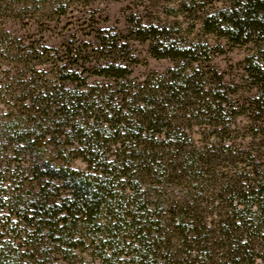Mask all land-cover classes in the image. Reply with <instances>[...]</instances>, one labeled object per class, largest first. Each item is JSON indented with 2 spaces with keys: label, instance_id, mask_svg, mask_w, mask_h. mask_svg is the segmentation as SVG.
<instances>
[{
  "label": "rangeland",
  "instance_id": "374dc122",
  "mask_svg": "<svg viewBox=\"0 0 264 264\" xmlns=\"http://www.w3.org/2000/svg\"><path fill=\"white\" fill-rule=\"evenodd\" d=\"M232 8L228 0H0V61L6 73L0 111L14 113L22 123L35 116L38 124H54L18 150V156L0 157V237L23 264H111L102 257L105 234L97 227L107 224L106 217L99 218L98 225L86 224L56 207L70 197L69 171H92L77 145L63 134L65 120L54 109L55 102L61 94L75 92L89 96V105L96 106L103 102L105 88L118 89L89 66L74 82H63L55 65L61 66L79 48H101L103 38L122 44L116 59L132 73L128 87L146 81L150 88L163 90L167 123L178 133L173 141L156 136L167 147L159 154L169 167L168 176L158 186L166 206L208 213L227 206L229 196L222 186L249 176L251 167L246 165L257 162L251 160L262 154L264 137V121L255 125L249 119L258 105L254 99L261 95L250 70L251 64L264 68V32L251 29L244 38L238 37L243 30L227 29L223 14ZM139 25L151 34L146 42L138 37ZM174 87L188 89L195 97L184 100V94L168 93ZM114 98L111 104L117 110L138 107L136 99ZM84 116L87 113L79 120ZM179 148L184 158L175 160ZM192 165L198 166L195 172L185 169ZM62 228L65 231L58 234ZM20 230L29 237L18 239ZM174 246L178 260L162 258L159 264H208L194 252L188 257L197 248L191 239L186 243L176 238ZM119 260L140 264L127 255L114 263Z\"/></svg>",
  "mask_w": 264,
  "mask_h": 264
},
{
  "label": "trees",
  "instance_id": "16d2710c",
  "mask_svg": "<svg viewBox=\"0 0 264 264\" xmlns=\"http://www.w3.org/2000/svg\"><path fill=\"white\" fill-rule=\"evenodd\" d=\"M228 1L233 4V12L223 14L227 18L224 22L227 29L243 30L244 34L238 37L244 38L251 29L264 32V0ZM139 29V39L146 42L151 34L145 32L144 26ZM99 43L102 44L101 48L92 51L79 48L69 53L61 66L55 65L61 77L59 80L63 82H74V76L89 66L99 69V76L118 89L111 91L109 87L105 88L101 94V106H90L89 96L78 97L75 92L61 94L60 100L54 104L59 117L65 120L62 127L66 133L63 134L71 139V145H77L80 157L92 171L91 174L69 171L71 175L66 178V188L70 197L56 206L59 212L95 225H98L99 218L106 217L107 224L97 227L101 235L105 234L101 238L104 245L102 257L105 261L110 260L111 264H130L128 260L114 263V259H119L121 255H127L134 262L138 260L140 264H159L162 258L177 261L176 238L186 243L191 239V244L196 243L197 248L191 249L188 257L194 252L197 257L205 258L208 264L209 261L210 264H264V137L260 149L262 154L251 160L257 162L250 164L248 161L246 165L251 167V171L247 172L249 176H240L239 181L229 180L222 186V191L232 186L225 188L229 196L227 206L213 207L209 213L168 208L163 193H158V186L169 171L159 153L167 147L165 140L160 141L156 136L163 135L173 141L178 133L171 132L172 128L167 123L163 90L150 88L146 81L140 83L138 88L128 87L132 73L124 62L116 59L123 49L122 44L105 38ZM262 66L251 64L250 70L256 82V91L261 93L255 97L258 105L249 116L255 125L264 121ZM65 73L67 75L63 76ZM5 76L0 61V85ZM181 89L174 87L168 93L176 92L178 97L184 94V100L195 97L188 89ZM45 91L39 94L45 95ZM116 96L121 102L136 99L138 107L135 110L131 107L117 110L111 104ZM29 103L33 107L37 105L35 102ZM34 111L38 112L36 109ZM85 113L87 116L79 120V116ZM47 126L53 127L54 124H38L35 116L22 123L14 113L0 111V157L3 153L5 159L18 156V150L30 146L37 134ZM165 130L167 132H163ZM44 136H47L46 132ZM108 152L112 154L107 155ZM177 152L178 158L174 159H183V149L179 148ZM185 169L195 172L198 166H187ZM203 175L201 172L199 177L202 179ZM216 193H211V196L215 197ZM225 193L218 195L219 199ZM65 222V218L62 219L63 227ZM58 225L56 223L53 227ZM63 231L64 228L60 229L58 234ZM27 236L26 231H21L18 239L25 240ZM3 238L0 237V264H23V260L13 253L7 245L9 242ZM109 251L111 257H108Z\"/></svg>",
  "mask_w": 264,
  "mask_h": 264
}]
</instances>
